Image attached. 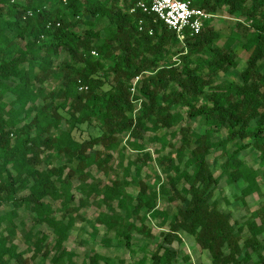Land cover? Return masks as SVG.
I'll use <instances>...</instances> for the list:
<instances>
[{
  "label": "trees",
  "instance_id": "16d2710c",
  "mask_svg": "<svg viewBox=\"0 0 264 264\" xmlns=\"http://www.w3.org/2000/svg\"><path fill=\"white\" fill-rule=\"evenodd\" d=\"M137 1L0 0V264H75L64 243L84 206L97 208L86 220L93 231L114 232L130 251L135 235L155 239L148 220L165 228L149 264L176 259L180 232L211 264H264V171L239 157L250 149L264 165V0H191L211 16L183 44L161 21L130 12ZM223 13L232 22L217 44L211 23ZM236 46L248 57L229 78ZM84 124L97 134L76 138ZM146 142L160 145L155 158ZM151 161L158 184L143 178ZM110 171L102 185L95 174ZM221 178L243 185L241 200L261 194L241 224L211 202ZM19 231L25 251L14 242ZM99 261L108 263L89 256Z\"/></svg>",
  "mask_w": 264,
  "mask_h": 264
},
{
  "label": "rangeland",
  "instance_id": "374dc122",
  "mask_svg": "<svg viewBox=\"0 0 264 264\" xmlns=\"http://www.w3.org/2000/svg\"><path fill=\"white\" fill-rule=\"evenodd\" d=\"M232 19L223 13V15H214L212 19V26L221 34V39L217 40V44H221L224 41L226 34L229 32V26L231 25ZM236 52L240 59L239 65L234 70V72L229 74V78H237L238 73L245 67L248 53L246 51L240 50V47L236 46ZM138 105H136V108ZM199 123H192L193 127L199 131L203 132V127L198 125ZM165 130H159L157 134H163ZM76 138H84L88 134L95 135L97 134V129L94 124L81 125L79 131L74 132ZM224 130L221 131L220 137H224ZM147 135H151L148 133ZM169 137V136H168ZM214 139H218L217 136ZM149 151L152 158H155V150L159 148V144H149ZM167 147L164 152L168 151ZM242 158L249 166L257 169L260 168L264 171V165L260 166L257 153L251 151L250 149L245 150L239 156ZM209 163L211 164L212 171L217 175L219 173V164L221 161L220 151L213 150L210 155L207 157ZM117 161V153H114V162ZM115 166V163H114ZM147 175V176H145ZM156 175H160L158 168L154 165V162L143 168V178L150 183L158 184ZM96 178L101 181V184H108L110 179L114 178L116 175L113 171H110L106 176L101 172L95 174ZM120 176V175H119ZM161 176V175H160ZM259 184L261 192H264V176H261L259 179ZM242 184H229L224 178H221L218 185L216 186L211 202L213 201L217 207L224 211L229 212L232 217V221H237L241 224L246 218H249L251 214L260 209V206L263 204V199L261 198L260 193H253L252 195L246 196L244 200H241L240 197V188ZM131 191L135 193L136 188L132 187ZM75 201V205H77ZM175 204H169L165 207L170 211L175 210ZM7 210L8 207L3 208ZM78 213L84 217L85 220H79L76 222L75 226L70 232L69 239L64 243V246L73 251L74 257L73 261L75 264H89V256L96 252L99 255H102L107 258L108 263L99 261V264H149L150 257L152 252L156 249L157 243L162 239L160 232L165 228H159L157 222L148 220L147 225L150 227L152 233L155 236V239H147L141 236H133L131 241V251L126 249L123 245L118 242V239L115 237L114 232L106 231L102 226H97V229L93 231L86 220L94 221L97 214V208L95 206H84L78 208ZM261 216V212L259 213ZM263 215V214H262ZM19 218L25 219L26 228L31 225L29 214L27 211L20 209ZM255 221L260 222V217H256ZM25 228V229H26ZM24 229V230H25ZM23 230V231H24ZM23 231H19L14 238V242L17 245L18 251H25L27 248L24 238L22 237ZM95 233L92 235V233ZM182 239L184 240V245L180 247V256L191 254L193 261L197 262L199 260L206 261V257L200 251L199 246H197L192 237L188 236L185 233L180 232ZM246 235H243L245 237ZM261 238V236H259ZM109 240V243H106L104 240ZM176 245V244H174ZM186 253V254H185ZM254 258V257H253ZM191 259V260H192ZM38 259L32 264H38ZM44 264H52L50 261H46ZM251 264V263H250Z\"/></svg>",
  "mask_w": 264,
  "mask_h": 264
},
{
  "label": "built area",
  "instance_id": "2783aa9c",
  "mask_svg": "<svg viewBox=\"0 0 264 264\" xmlns=\"http://www.w3.org/2000/svg\"><path fill=\"white\" fill-rule=\"evenodd\" d=\"M136 10L151 17L153 21L159 20L164 23L176 34L182 44L187 37L198 34L204 21L211 16L201 8L193 5L191 0H138L130 9V12ZM141 23L142 20L139 21V30L142 29ZM151 33L152 29L149 31V34ZM91 53L96 54L95 51ZM136 81L137 78L134 80L131 89L133 93L135 92ZM81 88L82 86L79 89Z\"/></svg>",
  "mask_w": 264,
  "mask_h": 264
},
{
  "label": "crops",
  "instance_id": "0c3cea01",
  "mask_svg": "<svg viewBox=\"0 0 264 264\" xmlns=\"http://www.w3.org/2000/svg\"><path fill=\"white\" fill-rule=\"evenodd\" d=\"M135 236H137V235H135ZM179 236H180V238H181V243L180 244H178L177 242H173L172 243V245H171V247L172 248H174V249H176V250H178V252H177V257H176V259L171 263V264H189V263H191V264H211V262H210V258H209V255H208V253H207V251H205V250H202V249H200V251L204 254V256L206 257V261H204V260H199V261H197V262H195V261H193V257H192V255L191 254H186V255H183V256H180V254H181V252H180V247H182V245H184L183 243H184V240L182 239V237H181V235L179 234ZM188 236H190V235H188ZM191 237V236H190ZM194 240V239H193ZM195 242V241H194ZM174 244H176V245H174ZM196 244V243H195ZM197 245V244H196ZM198 246V245H197ZM185 257H189V260L188 261H186L185 260ZM192 259V260H191ZM252 264V263H251Z\"/></svg>",
  "mask_w": 264,
  "mask_h": 264
}]
</instances>
